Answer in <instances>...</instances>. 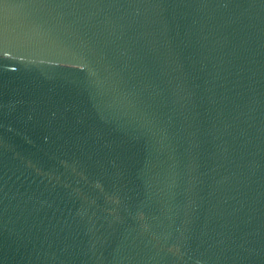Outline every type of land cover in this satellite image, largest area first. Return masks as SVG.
I'll return each mask as SVG.
<instances>
[{"label": "water", "instance_id": "95a60500", "mask_svg": "<svg viewBox=\"0 0 264 264\" xmlns=\"http://www.w3.org/2000/svg\"><path fill=\"white\" fill-rule=\"evenodd\" d=\"M0 264H264V0H0Z\"/></svg>", "mask_w": 264, "mask_h": 264}]
</instances>
